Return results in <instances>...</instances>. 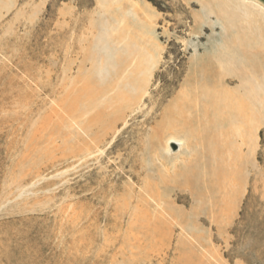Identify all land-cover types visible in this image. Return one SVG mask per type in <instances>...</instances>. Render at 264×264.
<instances>
[{
  "label": "rangeland",
  "instance_id": "obj_1",
  "mask_svg": "<svg viewBox=\"0 0 264 264\" xmlns=\"http://www.w3.org/2000/svg\"><path fill=\"white\" fill-rule=\"evenodd\" d=\"M212 3L0 0V264H264L261 98L215 134L238 175L192 191L202 93L242 96L225 68L264 63V21Z\"/></svg>",
  "mask_w": 264,
  "mask_h": 264
},
{
  "label": "bare ground",
  "instance_id": "obj_2",
  "mask_svg": "<svg viewBox=\"0 0 264 264\" xmlns=\"http://www.w3.org/2000/svg\"><path fill=\"white\" fill-rule=\"evenodd\" d=\"M219 1L220 4L222 6L225 7H229L235 10H238V12L242 13V11L244 13H246L245 15L249 16V17H260L262 19V21H264V12L262 11V8L259 5L250 3V2H244L242 0H205L206 3L211 4L212 2H216ZM247 1V0H246ZM201 3V2H200ZM204 4V3H203ZM213 5V3L211 4ZM205 6V5H204ZM207 6V5H206ZM144 10V9H143ZM149 11V10H148ZM243 13V14H244ZM240 19V18H239ZM253 19V18H252ZM260 21V20H259ZM239 22V21H238ZM252 22V21H251ZM254 22V21H253ZM249 23V22H248ZM258 23V22H257ZM247 24V23H246ZM257 25V24H256ZM255 25V26H256ZM264 26V25H263ZM259 27V26H256ZM264 28V27H263ZM256 30H258L256 28ZM249 33V32H248ZM254 33V32H253ZM260 34V33H259ZM240 35V34H239ZM257 38V37H256ZM250 39V38H249ZM248 39V41H249ZM264 40V39H263ZM237 42V40L235 41ZM264 44V42H263ZM239 46V44H237ZM235 45V46H237ZM262 45V44H261ZM263 46V45H262ZM247 50V49H246ZM252 56V55H251ZM258 58V57H257ZM263 58V56H262ZM261 58V59H262ZM250 59V58H249ZM229 60V59H228ZM248 61V60H247ZM251 61V60H250ZM154 62V61H153ZM254 62V61H253ZM241 65V64H240ZM262 65V63H261ZM264 65V63H263ZM262 65V66H263ZM243 66V65H242ZM241 66V67H242ZM254 66V65H253ZM262 66H254L253 68H225V71L231 72V69H236L237 70V79L239 78L241 81V87L244 88V94L242 96H237L235 95V93L231 92L228 93L224 90L223 95L225 96L224 98L220 96L216 99V95L214 96V94L209 93L208 92H204L202 93V95H206V100L207 103L211 105L212 107V121H207L210 122L209 125H207L206 127V132H211L209 133V141L206 143V139L205 142L207 144L206 148H207V152H209V158L207 159V162L205 160H203L201 162V160L196 161L195 166L198 167L199 169V174L202 173V175L199 176L200 179L205 181V185L202 187L201 183H199L198 185H194L193 186V193H195V195L197 196H201V195H205V193H209V194H216L219 191H222L226 188V186L228 184L231 183V181L238 175L239 173V169H240V163H238V156H237V149L234 147L233 145V141H229V140H224L222 142H218L215 140V134H217L218 136H223V134H225V136H229L230 134L233 135L235 137V135H240L238 129H236V126L238 125L239 121H243L244 117V108H246V106L248 105V107H250V103L259 98H261L260 100H263V104H264V92H262V89L260 87H262V83L260 85V87L255 83V77L260 73H262L264 71V67ZM239 67V66H238ZM252 67V66H251ZM224 72V71H223ZM236 72V71H235ZM234 73H232L233 75ZM214 76V75H213ZM212 76V77H213ZM261 76V75H260ZM262 76L264 78V74L262 73ZM222 77V76H221ZM259 77V76H258ZM220 78V77H219ZM226 79V78H225ZM225 79H222L223 81ZM130 80V79H129ZM132 80V79H131ZM208 81V80H207ZM216 81V80H215ZM234 81V80H233ZM261 82V81H260ZM144 83V81H143ZM235 83V82H234ZM258 83V82H256ZM221 84V82H220ZM216 85V84H215ZM264 85V82H263ZM225 86V85H224ZM258 86V87H257ZM206 87V86H205ZM211 87V86H210ZM215 88V87H214ZM220 88V87H219ZM216 89V88H215ZM221 89V88H220ZM210 90V89H209ZM229 90V89H228ZM211 91V90H210ZM137 93V92H136ZM221 93V91H220ZM120 94V93H119ZM231 95L232 94L235 96H237V98L233 97L231 98V100H237L238 103L234 102H230V99H227V95ZM231 96H228L231 97ZM192 97V96H191ZM193 97L197 98V96ZM201 96H199L200 98ZM203 97V96H202ZM85 99V98H84ZM112 105V103H111ZM208 106V105H207ZM207 108V107H206ZM242 110H243V114H242ZM211 111V110H210ZM247 111V110H246ZM245 111V112H246ZM207 112V111H206ZM247 114H251L247 113ZM252 115V114H251ZM254 116V115H253ZM21 117V116H20ZM115 117V116H114ZM210 117V116H208ZM252 117V116H251ZM250 117V118H251ZM207 117H205L206 120ZM247 117H245L246 119ZM259 118V117H258ZM255 119V117H254ZM240 121V122H241ZM246 121V120H245ZM250 121V120H249ZM253 123L256 122L252 119ZM250 124L252 122H249ZM258 124V122L256 123ZM254 124V125H256ZM174 125V124H173ZM252 125V124H251ZM250 126V125H249ZM171 127V126H170ZM175 127V126H174ZM205 127V126H204ZM178 129V128H177ZM232 131V133H231ZM241 132V131H240ZM247 132V129L245 131V133ZM243 134L240 137H243L245 135H249L248 132L247 134ZM200 134V133H199ZM252 134V133H251ZM205 136H207L206 134H203ZM216 135V137H217ZM205 136L203 138H205ZM202 138V139H203ZM227 138V137H226ZM231 138V137H230ZM233 138V137H232ZM238 139V138H237ZM244 139V138H243ZM208 140V139H207ZM247 140V139H246ZM220 141V140H219ZM245 141V140H244ZM174 141H171V144H173ZM237 145V143H236ZM240 146V145H238ZM238 148V147H237ZM241 149V146H240ZM206 150V149H205ZM205 152V153H207ZM206 159V156H204ZM208 157V156H207ZM241 157V155H240ZM201 158V157H200ZM205 161V162H204ZM243 163V161H242ZM194 166V167H195ZM190 169V168H189ZM181 171V170H180ZM179 171V173H180ZM197 171V170H196ZM205 171V172H204ZM192 172L194 175V169L192 168ZM182 176L184 177V180H187L186 182L189 184L190 182L193 183L191 181L192 175L189 174V172H187L186 170L183 172ZM204 176V177H203ZM199 180V179H198ZM185 183V182H184ZM204 183V182H203ZM192 185V184H191ZM189 187V186H188ZM155 198V197H154ZM162 199V198H161ZM157 200V199H156ZM147 214V213H146ZM137 215V214H136ZM142 215V214H141ZM139 217V216H138ZM143 217V216H142ZM145 217V216H144ZM98 218V217H97ZM102 218V217H101ZM120 218V217H119ZM118 218V220H119ZM136 218V216H135ZM150 219V218H148ZM142 220V219H140ZM148 221V220H147ZM150 221V220H149ZM152 221V220H151ZM150 221V222H151ZM161 222V220H159ZM132 222V221H131ZM144 222V221H143ZM155 222V221H153ZM152 222V223H153ZM157 222V221H156ZM130 223V222H129ZM137 223V222H135ZM148 223V222H147ZM151 223V224H152ZM128 224V222H127ZM134 224V223H132ZM144 223H142L143 225ZM114 225V224H113ZM131 225V224H130ZM134 226H136L134 224ZM139 226V225H138ZM154 226V224H153ZM116 227V226H115ZM123 228V227H122ZM129 228V227H128ZM131 228V227H130ZM156 228V226H155ZM139 229H142V227H139ZM148 229V228H147ZM156 229H159L156 228ZM109 230V229H108ZM129 230V229H128ZM134 230V229H133ZM153 232V231H151ZM159 232V231H158ZM154 234V233H153ZM140 237V236H139ZM159 237V236H158ZM115 238V237H114ZM107 244V243H106ZM141 250V249H140Z\"/></svg>",
  "mask_w": 264,
  "mask_h": 264
}]
</instances>
